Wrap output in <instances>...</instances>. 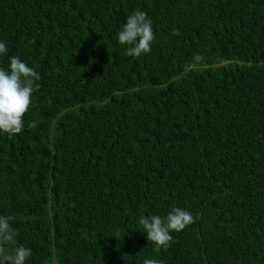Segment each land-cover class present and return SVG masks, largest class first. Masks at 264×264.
<instances>
[{
	"label": "trees",
	"instance_id": "16d2710c",
	"mask_svg": "<svg viewBox=\"0 0 264 264\" xmlns=\"http://www.w3.org/2000/svg\"><path fill=\"white\" fill-rule=\"evenodd\" d=\"M137 10L155 39L132 58ZM0 42L41 76L0 132L26 264H264V0H0ZM173 207L195 222L157 252L139 219Z\"/></svg>",
	"mask_w": 264,
	"mask_h": 264
},
{
	"label": "clouds",
	"instance_id": "9594fccd",
	"mask_svg": "<svg viewBox=\"0 0 264 264\" xmlns=\"http://www.w3.org/2000/svg\"><path fill=\"white\" fill-rule=\"evenodd\" d=\"M121 45H127L126 55L138 58L151 51L155 39L152 22L144 11L137 10L127 17L126 23L117 33ZM5 43L0 42V54L6 53ZM41 76L18 56L10 57L7 69L0 68V132L9 137L22 132L24 116L32 104L34 82ZM38 121L29 122L35 128ZM12 217L0 216V264H26L32 255L30 248L17 245L16 232L9 223ZM193 215L179 207H173L165 216H141L139 224L143 227L147 240L154 243L157 252L167 249L173 241L171 232H180L193 224ZM143 264H160L157 259H145Z\"/></svg>",
	"mask_w": 264,
	"mask_h": 264
}]
</instances>
